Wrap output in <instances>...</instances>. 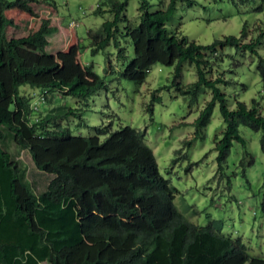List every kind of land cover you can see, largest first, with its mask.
Segmentation results:
<instances>
[{
    "label": "trees",
    "instance_id": "16d2710c",
    "mask_svg": "<svg viewBox=\"0 0 264 264\" xmlns=\"http://www.w3.org/2000/svg\"><path fill=\"white\" fill-rule=\"evenodd\" d=\"M230 1L238 6L258 0ZM127 2L110 0L112 18L87 31L92 54L112 40L119 57H126L116 34ZM158 2L153 5L157 9L149 12V0H139V22L124 27L122 36L132 41L134 55L119 75L139 84L154 64L173 66L172 85L181 96L189 97L191 105L201 88L210 89L211 98L193 125L197 136L218 103L225 124L214 147L218 168L233 142L245 147L240 125L261 131L259 143L264 153V112L258 111L255 99L250 106L236 101L230 109L220 88L230 81L207 76L210 61L204 53L231 47L258 55L264 30L248 43L227 35L208 45L197 44L168 30L177 4L190 7L195 0ZM33 3L55 7L53 0H0V264H264V259L247 252L240 238L224 236L218 221L199 226L178 212L173 203L177 190L159 173L143 132L126 125L106 132L92 127L96 132L93 136H73L55 123L74 114L71 108L32 118L28 100L19 94L21 85L81 100L106 88L92 66L80 63L77 45L47 53V35L56 30L49 19L42 18L39 27L26 36L6 37L7 28L16 25L5 12L36 16ZM100 9L97 6L93 14L103 12ZM185 62L195 65L197 78L181 85ZM258 68L264 75L263 58ZM151 101L158 102L160 97L152 96ZM51 125L57 130L49 129ZM8 139L18 152H29L37 170L50 175L41 192L34 191L26 169L7 150ZM252 164L253 158L244 151L240 165ZM260 208L264 212V190Z\"/></svg>",
    "mask_w": 264,
    "mask_h": 264
},
{
    "label": "rangeland",
    "instance_id": "374dc122",
    "mask_svg": "<svg viewBox=\"0 0 264 264\" xmlns=\"http://www.w3.org/2000/svg\"><path fill=\"white\" fill-rule=\"evenodd\" d=\"M53 1L55 7L33 3L36 16L16 10L6 11V17L16 25L7 28L6 37L26 36L39 27L42 18L49 19L56 30L47 35V53L55 54L77 45L80 63L92 66L106 88L97 90L87 100H81L61 92L21 85L19 94L28 100L32 118L41 119L53 112L59 114L60 108L65 111L71 108L74 114L60 117L55 123L65 127L73 136H93L96 132L92 127H100L106 132L126 125L143 132L159 173L177 190L173 203L178 212L199 226L218 221L224 236L240 238L251 256L264 259V212L260 208L264 190V153L259 143L261 131L240 125L239 134L245 140V147L233 142L228 157L218 168L214 147L225 129L218 103L208 124L197 136L193 125L211 98L210 89L201 88L197 101L191 105L189 97L181 96L172 85L173 66L154 64L139 84L119 75L134 55L132 41L123 37L122 32L128 23L139 22V0H128L123 20L118 24V47L124 48L126 55L122 58L112 40L99 52L92 54L90 51L91 40L87 31L99 28L112 18L108 11L110 0ZM167 1L162 0V5ZM149 3V12L157 9L153 6L155 3L159 4L158 0H149ZM97 6L103 12L93 14ZM258 6L261 7L259 10ZM168 30L201 45L227 35L240 37L242 43H248L264 30V3L258 0L236 6L230 0H195L190 7L178 3ZM257 50L258 55L231 47H224L216 53L204 52L210 61L207 76L212 79L222 76L230 81L220 85L230 109L234 108L236 101L250 106L251 99H255L258 111L264 112V75L258 68L260 58L264 59V36ZM196 78L195 65L183 63L179 83L187 85ZM152 96L160 97V101L152 102ZM49 129L57 130V127L51 125ZM100 137L104 138V135ZM190 140L191 144L187 146ZM6 148L26 169L34 191L44 190L50 175L37 170L29 152L26 149L18 152L10 139L6 141ZM244 151L253 158L251 166L240 165ZM248 160L249 157L245 161Z\"/></svg>",
    "mask_w": 264,
    "mask_h": 264
},
{
    "label": "built area",
    "instance_id": "2783aa9c",
    "mask_svg": "<svg viewBox=\"0 0 264 264\" xmlns=\"http://www.w3.org/2000/svg\"><path fill=\"white\" fill-rule=\"evenodd\" d=\"M71 24H72V25H74V23H73V22H71Z\"/></svg>",
    "mask_w": 264,
    "mask_h": 264
},
{
    "label": "clouds",
    "instance_id": "9594fccd",
    "mask_svg": "<svg viewBox=\"0 0 264 264\" xmlns=\"http://www.w3.org/2000/svg\"><path fill=\"white\" fill-rule=\"evenodd\" d=\"M70 24H71V23H70ZM74 25H75V23H74ZM74 25H73V26H74Z\"/></svg>",
    "mask_w": 264,
    "mask_h": 264
}]
</instances>
